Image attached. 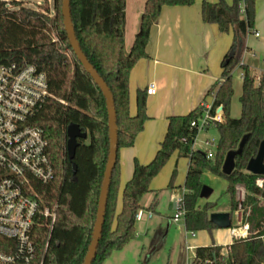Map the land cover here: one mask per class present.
<instances>
[{"label":"trees","instance_id":"obj_1","mask_svg":"<svg viewBox=\"0 0 264 264\" xmlns=\"http://www.w3.org/2000/svg\"><path fill=\"white\" fill-rule=\"evenodd\" d=\"M197 0H146L140 25L127 51V0H70L75 35L89 63L110 89L117 117L118 155L109 188L101 240L92 264H103L113 252L123 249L135 237L136 215L151 181L159 174L172 153L188 157L184 204L185 228L190 232L211 231L218 227L210 221L213 204L199 205L205 170L224 178L230 199L231 218L239 210L242 223L252 235L235 239L224 254L220 246L196 249L194 264H264V176L247 172L264 139V79L256 84V76L242 64L246 41L255 32L256 4L259 0H225L202 3V19L216 24L222 33L233 32L232 45L224 56L221 81L207 95L214 96L211 114L222 107L224 121L216 127L219 143L214 158L193 150L198 137L192 122L204 114V106L185 116L168 119L167 132L152 161L146 165L134 160L133 175L122 192V210L116 214L120 184L119 153L131 148L148 120L146 91L137 92V112L130 114L129 78L135 65L148 57L146 48L150 32L164 6H192ZM34 65L47 76L51 97L36 114L33 124L40 127L48 141V154L55 177L48 184L37 185L41 203L54 208L52 227L44 219L33 228L32 240L37 253L33 264H83L93 238L102 182L110 149L109 119L106 99L90 74L74 54L69 43L62 14V0H54V15L48 2L37 9L19 0H0V65ZM243 70L241 116H230L234 94L233 72ZM77 124L87 138L78 140L73 178L66 149V130ZM245 135L249 139L235 159V170L227 176L222 167L226 155L236 150ZM262 180V186L258 181ZM245 191L243 202L237 200V187ZM172 187V185H170ZM115 224V225H114ZM114 225V226H113ZM233 226L231 225L230 228ZM263 232H259V229Z\"/></svg>","mask_w":264,"mask_h":264},{"label":"crops","instance_id":"obj_2","mask_svg":"<svg viewBox=\"0 0 264 264\" xmlns=\"http://www.w3.org/2000/svg\"><path fill=\"white\" fill-rule=\"evenodd\" d=\"M204 1L217 2L197 0L192 6H164L158 22L153 25L150 32L146 48L148 57L141 59L130 73L131 115L137 112L138 91H147L149 84L154 82L157 92L155 95H147L148 120L143 131L137 136L134 146L121 149L119 153L120 184L116 214L122 210V192L133 175L134 160L137 159L143 165L152 161L167 132L168 119L172 116H185L201 106L213 105L214 96L207 93L221 81V64L232 45V36L229 33H222L218 25L203 21ZM145 2L146 0H127L125 29L127 51L139 30ZM255 31L259 32L260 36L257 38L253 35L254 38L264 37V0H259L256 4ZM248 41L242 64L248 65L251 69H258L253 60L255 55L249 52L252 50V43ZM262 46L264 48V44ZM247 54L251 57L249 58ZM261 77L264 79V76ZM210 97L212 104L208 103ZM194 150L197 151L195 148ZM189 165L190 159L188 168ZM208 188L206 196L198 202L200 206L204 200H210L213 194V190ZM186 192L184 188L183 195ZM152 195L154 198L150 201L144 202L142 199L140 210L143 211V217L136 221L141 223V227L135 237L123 249L113 252L103 264H188V256H192L188 247H193L194 256L197 248L208 246H220L226 254L233 241L239 239L235 231L240 232L244 225H248L242 223V212L239 210L233 214V217H237V223L232 228L190 232L184 223L186 232L181 228L179 234H176L177 231L173 232L170 228L171 223L167 230L164 228L163 218L158 217L157 195ZM177 197L171 193L174 209ZM222 212H230V206L222 209L215 207L210 214ZM172 222L179 223L174 219ZM259 232H263V229L260 228Z\"/></svg>","mask_w":264,"mask_h":264},{"label":"built area","instance_id":"obj_3","mask_svg":"<svg viewBox=\"0 0 264 264\" xmlns=\"http://www.w3.org/2000/svg\"><path fill=\"white\" fill-rule=\"evenodd\" d=\"M253 35L260 36L256 31ZM255 79L260 82L261 76ZM146 92L155 95L156 84L150 83ZM50 97L47 76L34 65H0V264H33L37 253L32 240L35 224L44 219L51 228L56 220L55 209L42 205L36 188L55 177L48 141L43 130L33 124ZM211 109L212 106H204L203 116L192 122L198 133L224 121L222 107L214 114ZM205 145L207 158H214V140L205 141ZM185 214L183 195L175 200L174 221L184 219ZM142 217L143 211L139 210L136 221ZM235 233L246 239L253 232L244 225ZM188 251H193V247H188ZM194 260L195 256H188V264H194Z\"/></svg>","mask_w":264,"mask_h":264},{"label":"rangeland","instance_id":"obj_4","mask_svg":"<svg viewBox=\"0 0 264 264\" xmlns=\"http://www.w3.org/2000/svg\"><path fill=\"white\" fill-rule=\"evenodd\" d=\"M24 3L26 7L37 9L39 5H43L45 1L48 2V6L51 11V15H54V0H19ZM219 0H217L218 2ZM226 1V0H225ZM228 4H232V0L230 2H227ZM228 34V33H226ZM233 41V32L230 31ZM249 40V41H248ZM247 41L252 43V50H249V52L255 55L253 57L254 62L258 65V69L256 68H250L251 73L253 75H261L264 76V48L262 44H264V37L261 39L254 38L253 34L249 35L247 38ZM245 53V52H244ZM250 58V54H247ZM244 56V54H243ZM243 62V58H242ZM242 73L243 70L240 66H238L234 72H233V90L234 94L231 100L230 104V116L234 119H238L241 116V103H240V97L242 94ZM256 84H259V82L256 81ZM209 104H212V98L208 100ZM207 140H214V145L211 146V150L216 151V146L219 143V132L216 126L212 125L208 128V130H204L199 133L197 140L195 142L194 148L197 151L204 152L207 150V146L205 145V141ZM189 159L188 157H180L178 155V152L172 153L164 167L161 169L159 174L151 181L150 183V190L152 192H149L146 194L143 198L144 202L150 201L153 197L152 194L157 195L156 197V203L158 205V217H162L164 220V228L167 230L168 225H170V228L173 232L176 234H179L181 231V228L184 229V220L180 219L179 223H173V217L175 215V209L172 205V198L171 193L176 194L178 196L177 198H181L184 193V183H185V177H186V171L188 168ZM201 183L203 186L210 187L213 190V194L210 197V200H204L203 205L206 203L213 204V207L210 208V212L215 208L218 207L220 209L222 208H229L230 206V199L226 195V186L227 181L222 178L213 175L212 173L204 172L201 177ZM263 181H258V185L262 186ZM172 185V187H170ZM246 191L242 186L237 187V200L240 202H243L245 199ZM210 201V202H209ZM156 217V219H158ZM237 223V217H233V224L232 226H235ZM141 227V223L136 222L135 223V235L137 233V230H139ZM180 228V229H179ZM174 233V235H175ZM173 238V236H172ZM191 257H194V251L190 252Z\"/></svg>","mask_w":264,"mask_h":264},{"label":"water","instance_id":"obj_5","mask_svg":"<svg viewBox=\"0 0 264 264\" xmlns=\"http://www.w3.org/2000/svg\"><path fill=\"white\" fill-rule=\"evenodd\" d=\"M62 14L64 18L65 30L69 43L72 50L78 60L81 62L85 70L90 74L95 83L101 89L107 104L108 119H109V133H110V149L108 161L104 173V179L102 182L99 206L97 211L96 222L93 231V238L90 244L89 251L83 262V264H92L97 253L98 245L101 240L104 219L106 215L107 200L109 194V188L111 185L112 173L116 165L118 155V129H117V117L114 106V100L110 89L104 80L98 75L93 66L89 63L88 59L82 52L78 40L75 35L70 11V0H62ZM67 142L66 149L68 159L71 163V171L73 178L77 173V165L74 162L76 149L79 146L78 140L80 138L86 139L87 133H83L81 128L77 124H69L66 130ZM249 135H245L241 140L238 149L231 150L227 153L225 161L223 163L222 172L223 174L230 176L235 170V159L240 156L243 152L244 146L246 145ZM247 172L257 175L264 176V139L260 144L258 153L255 158H252L246 168ZM209 188L203 186L201 191V198L205 197L208 193ZM210 221L212 224L220 229H229L232 225V218L230 212L212 213L210 214Z\"/></svg>","mask_w":264,"mask_h":264}]
</instances>
